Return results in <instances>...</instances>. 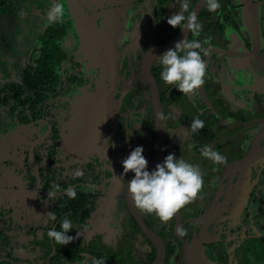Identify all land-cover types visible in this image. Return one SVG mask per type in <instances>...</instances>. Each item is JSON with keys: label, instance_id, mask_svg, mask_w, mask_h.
Listing matches in <instances>:
<instances>
[{"label": "flooded vegetation", "instance_id": "af4514ba", "mask_svg": "<svg viewBox=\"0 0 264 264\" xmlns=\"http://www.w3.org/2000/svg\"><path fill=\"white\" fill-rule=\"evenodd\" d=\"M3 1L40 30L0 97L26 86L24 72L34 76L41 55L51 75L20 104L0 103V117L19 124L0 155L28 161L34 142L39 179L29 162L27 173L0 176V207L13 220L7 228L0 220V264H253L254 248L264 253V0H219L215 12L206 0H189L199 36L167 23L178 0ZM81 14L97 36L85 50ZM186 38L201 42L206 63L194 95L166 85L157 58ZM197 118L204 128L193 132ZM75 122L88 129L71 134ZM137 146L149 172L169 154L202 172L197 198L167 223L137 209L129 194L134 173L124 174L122 161ZM206 146L227 164L203 157ZM69 186L74 199L63 194ZM65 217L73 240L62 246L47 233L61 230Z\"/></svg>", "mask_w": 264, "mask_h": 264}, {"label": "clouds", "instance_id": "9594fccd", "mask_svg": "<svg viewBox=\"0 0 264 264\" xmlns=\"http://www.w3.org/2000/svg\"><path fill=\"white\" fill-rule=\"evenodd\" d=\"M179 11L171 15L167 23L173 28L180 27L187 30L193 36H199L201 24L198 22L197 13L189 11V0H178ZM210 12H215L221 5L219 0H206ZM57 13L60 9L56 10ZM187 13V15H186ZM201 42L198 39H183L175 44L173 49L167 50L157 57L161 65V79L166 85L174 86L182 94L194 95L204 84L206 63L202 58ZM207 55V51L203 52ZM193 132L204 128V121L194 119L190 125ZM131 136V132L128 133ZM191 147V145H190ZM142 146L135 147L122 161L124 174L134 173V178L128 182V191L137 209L145 214H155L162 223H167L183 207L194 201L203 187V176L199 167L194 166L184 159L175 157V154L167 155L162 163H158L155 170H147L148 161L143 155ZM201 155L215 164H227V158L211 147H204ZM79 175V173H77ZM93 186H89L91 190ZM59 191L55 188L49 191L48 199L54 198ZM69 198L76 197V190L69 186L65 193ZM47 220L55 221L54 212L45 215ZM61 230L49 229L47 235L59 245H66L73 240L68 233L73 229L72 222L64 218L61 222ZM178 234L186 235L182 230ZM94 264H103L95 261Z\"/></svg>", "mask_w": 264, "mask_h": 264}, {"label": "water", "instance_id": "95a60500", "mask_svg": "<svg viewBox=\"0 0 264 264\" xmlns=\"http://www.w3.org/2000/svg\"><path fill=\"white\" fill-rule=\"evenodd\" d=\"M82 15V14H81ZM87 15H82V18L79 19L80 21V25L82 28V33L80 34V32H78V36H79V41H80V46L83 47V49L85 50L86 49V46H87V43L89 42V45L91 44V37L95 38V34L94 32L92 31H89V28H88V24H89V18L86 17ZM92 19V18H91ZM77 31H79V29L77 28ZM90 35H92L90 37ZM97 37V36H96ZM92 44H93V40H92ZM172 46V45H171ZM153 53L155 54V52H152V53H149L147 56H146V67L148 66V64L150 63V60L152 58V55ZM236 76V75H235ZM78 114L80 115V113L78 112ZM2 124L4 125L5 129H0V144H5L6 142V145H0L3 147V149L5 150V152L8 150V147L12 144V141H11V138L13 136V131L12 130H8V128L14 126L15 124V128H17V126L19 127V124H17L16 122V118L14 119H4ZM85 127V126H84ZM84 127H81L80 124H77L75 122V126L73 125V128H72V132L71 134H73L76 130H79V129H84ZM88 129V127H85ZM86 133V132H84ZM2 142V143H1ZM34 143V142H33ZM30 145V148H29V159L28 161H23L22 163H15L14 160H12L11 158H9V156L5 155V156H1L0 157V176H5V173L7 171H15V170H18V171H22L24 173H27L28 170H30V166L28 164L31 163V165L33 166V168L36 169V177H37V181H39L38 179V176H37V173H38V168L37 166H35L32 162L34 160V157H33V153H32V150H33V147L34 145ZM12 146V145H11ZM84 147H86L87 145H83ZM84 149V148H83ZM86 149V148H85ZM15 210V208H14ZM0 220H1V225L4 224L6 226H4L5 228H7L8 225H13V220H12V217L9 213V207H0Z\"/></svg>", "mask_w": 264, "mask_h": 264}, {"label": "rangeland", "instance_id": "374dc122", "mask_svg": "<svg viewBox=\"0 0 264 264\" xmlns=\"http://www.w3.org/2000/svg\"><path fill=\"white\" fill-rule=\"evenodd\" d=\"M32 27H35V26H33L31 23L26 22L24 19H19L18 17L13 18V20H11V21L3 20L0 22V31L1 30L7 31L8 39H9L8 43L11 44L14 49H21L22 47H25L26 44H28V45H30V48L32 50L34 44L37 43L35 41L38 38V34H39V30H40L39 29L40 27H38L36 30H34V28L31 30L30 28H32ZM29 30H31V31H29ZM25 32H28L29 34L30 33L31 34L25 36ZM17 42H19V43L21 42V48L17 47ZM4 52H7V51H4ZM13 53H16V52L13 51ZM8 56L12 57V55L10 53H8ZM16 56H21V54L16 53ZM13 74H14V72H13ZM8 75H10V74H8V72L6 75L0 74V80L4 79L5 80L4 83H6L7 82L6 78L8 77ZM1 83H3V82H1ZM4 119L5 118L0 117V129L1 130L5 129L4 125L2 124ZM8 130L9 131L14 130V126L8 128ZM0 145H6V142H5V144H0ZM0 147H1L0 151L2 152V154L8 153L10 151V146L8 147V150L6 152L2 146H0ZM0 157H1V155H0ZM249 259H250L249 261L252 262L253 264H263L264 263V253L257 252L256 249L254 248L253 254L249 257Z\"/></svg>", "mask_w": 264, "mask_h": 264}, {"label": "crops", "instance_id": "0c3cea01", "mask_svg": "<svg viewBox=\"0 0 264 264\" xmlns=\"http://www.w3.org/2000/svg\"><path fill=\"white\" fill-rule=\"evenodd\" d=\"M14 16H16L15 13H11L10 11L6 9H0V22L3 20L11 21L13 20V18H15ZM24 18L21 17L19 19H24ZM8 41L9 39H8L7 31L1 30L0 31V74L6 75L7 72L8 74H10L6 78L7 79L6 83H9L10 81L20 76L22 66L25 62V59L28 57V52L30 48V45L28 44H26L25 47L21 48V42L20 43L17 42V47L21 49H14L12 45L8 43ZM4 51H7V52H4ZM13 51L21 54V56H16V53H13ZM8 53H10L12 57H9ZM4 81H5L4 79L0 80V89L3 87L4 84H6L4 83ZM0 109L2 110V108Z\"/></svg>", "mask_w": 264, "mask_h": 264}, {"label": "trees", "instance_id": "16d2710c", "mask_svg": "<svg viewBox=\"0 0 264 264\" xmlns=\"http://www.w3.org/2000/svg\"><path fill=\"white\" fill-rule=\"evenodd\" d=\"M6 1L0 2V9H9L6 5ZM47 57L44 55H41L38 59V67H36L35 75H31L29 70L26 69L23 75L24 82L26 86L24 85H17L16 87L10 88V94H13V96L10 94H7L3 98L0 97V103H6L9 101V99L14 98L16 103H21L22 98L20 97L21 94L25 93L26 89H35L37 88L38 82H41L43 73H46L44 78H48L51 74V71L48 70V68L45 65V62L47 61Z\"/></svg>", "mask_w": 264, "mask_h": 264}]
</instances>
